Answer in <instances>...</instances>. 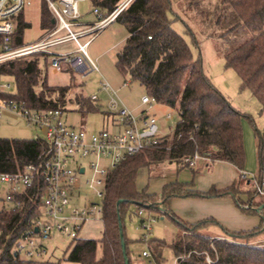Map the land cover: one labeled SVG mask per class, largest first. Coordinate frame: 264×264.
Segmentation results:
<instances>
[{"label": "trees", "instance_id": "obj_1", "mask_svg": "<svg viewBox=\"0 0 264 264\" xmlns=\"http://www.w3.org/2000/svg\"><path fill=\"white\" fill-rule=\"evenodd\" d=\"M93 1L106 16L122 0ZM182 1L194 11L191 18L202 31L212 28V35L223 39L225 68L237 73L240 90L251 91L264 109V0ZM169 11L175 12L172 0H132L127 5L114 20L124 24L128 31L124 45L117 53L116 65L131 81L140 82L157 102L177 107L179 121L172 135L163 136L160 143L146 147L109 171L103 196L102 237L72 241L66 259L81 264H127V260L133 264L130 239L123 223L127 258L124 256L119 222H123L129 204L134 202L144 209L172 216L180 226V232L170 243L179 264H264V246L253 244V239L264 231V207L257 209L264 204V199L255 200L259 186L263 185L262 172L255 176L259 180L257 189H249L251 196L246 202L239 196L243 192L241 187L248 181L251 184L252 179L243 178L241 174L232 185L223 189L213 186L207 191L195 189L194 181L166 183L161 195L148 193L146 188L139 190L136 186L140 169H156L165 161H176L179 170L187 167L196 175L202 166H198V162L191 165L187 160L195 154H199L200 159L210 158L211 162L228 161L240 172L246 167L243 114L212 82L203 68L202 59L195 57L191 43L173 27L175 17H171ZM41 17L43 27H52L53 17L44 0ZM186 25L187 31L192 32L190 25ZM30 27L31 23L22 12L16 43L24 41V32ZM47 68L48 55L44 52L0 62V74L10 75L15 80L14 91L3 90L0 97L24 100L33 109L63 110L68 100H75L82 109H97L89 97H70L71 85H50ZM46 145L40 137H0V172L23 170L26 164L37 161ZM192 195L231 196L245 213L260 215L261 222L251 230H231L224 226L225 237L210 236L202 231L220 221L206 217L189 222L170 208L172 198ZM119 199L125 201L118 206ZM39 213L38 205L29 200L22 209L0 210L4 228L0 264H37L36 260L21 258L15 249L21 236L35 225ZM142 220L144 223L145 219ZM166 244L161 238L149 240L152 259L157 264H166L162 256ZM99 246L102 247L101 256L97 255ZM187 254V258H181ZM207 257L212 260L210 263Z\"/></svg>", "mask_w": 264, "mask_h": 264}, {"label": "rangeland", "instance_id": "obj_2", "mask_svg": "<svg viewBox=\"0 0 264 264\" xmlns=\"http://www.w3.org/2000/svg\"><path fill=\"white\" fill-rule=\"evenodd\" d=\"M172 1L173 10H175V12L169 11V15L175 17L172 23L173 27L191 43L195 57H200L202 59L203 68L212 82L226 95L230 103L243 114L244 144L247 157L244 170L248 172V178L252 179L251 184L245 183V185L249 189H257L256 182L254 181L256 179L255 176L262 172L263 185L259 186V194L255 199L259 202L261 199H264V161H262L264 159V109L251 91L240 90V79L237 73L230 68H225V55L222 53V47H224L223 39L212 35V28L202 31L200 25L194 23V20L191 18L194 11L189 10L184 1ZM213 2L216 3L217 0H213ZM42 4L43 0H31V3L27 5L24 10L25 19L31 23V27L27 28L24 32V43L38 41L51 28V26L43 27L42 25ZM94 7L95 4L93 0H80L79 2V11L81 13L80 21L85 26H87L88 23H93L98 20V16L94 13ZM186 24L190 25L192 32L187 31ZM127 34L128 31L126 27L119 21L111 22L107 27L95 34L94 38L87 46V52L98 65V69L82 74L76 70L53 69L48 66L47 81L50 85H71L70 97H75L77 95L90 97L93 94H97L98 96V99L94 101L97 105V109L90 110L82 109L75 100H68L63 107V116L69 125L76 128L83 127L89 132L99 131L103 128H108L114 132L120 130V126L113 125L111 122L112 115L108 109V102L111 99V94L110 91L102 87V82L109 83L111 88L117 92L118 98L127 108L135 112V114H141L144 109H148L147 105L142 103V96L147 94L145 87L140 84V82L131 81L128 76H124L116 65L117 53L124 45ZM91 36L92 34L84 35L79 38V42L85 43ZM76 46L77 43L75 41H69L56 46V51H73ZM8 83L11 85V88L6 91H14V78L10 75L0 74V90H2L4 84ZM150 113L157 119L160 134L162 136L172 135L179 121L178 108L154 100L153 106L150 108ZM168 113L172 114V118L166 120L165 116ZM45 136V128L36 125H28L27 121L20 115L11 113L9 110H4L3 116L0 118V137L44 138ZM209 161L210 160H208V162ZM223 162V160L215 161V173H221L227 176L226 170L221 168ZM84 163L88 166L87 161ZM203 163V158L198 160L199 165ZM249 164H252V166H248ZM247 167L254 169V171L251 172V170H247ZM206 168V166L202 167L193 177V172L190 168L186 167L178 171V163L176 161H165L156 169H149L148 167L140 169L136 177V186L138 189L147 188L148 192H152L156 195H161L163 184L171 180L186 181L184 179L190 177L192 178L190 181H194L197 186H200L207 183L212 177ZM240 174L241 172H239V175ZM91 177L92 171L88 168L87 172L82 176V179L86 181ZM244 187L245 186L241 188L243 189ZM98 189H101L98 185L90 186L89 184L83 183L81 187L74 192L72 203L68 206L66 211L70 212L73 207L83 208L90 205L92 202L97 203L99 206H103L104 199L97 194ZM248 195L250 200L251 195ZM225 197H205L200 195L174 197L170 201V208L178 216L192 222L197 221V213L204 210L223 217L227 221L226 223L235 227L233 229H250L259 224L260 215L245 213L236 202L235 207L228 208L227 205L223 206L211 203L218 201L210 200ZM204 198L207 199L204 200ZM199 199L206 203L201 204ZM221 203H225V201H221ZM140 208L142 207L132 202L129 204L127 213L123 216L125 232L130 239L129 248L132 263L157 264L152 259L149 240L151 238H161L167 243L162 252L165 263L179 264L170 243L178 232H180V226H178L172 216L167 214L162 215L156 210L145 208L143 215L140 216L138 214ZM141 219H145L144 223L141 222ZM215 219L219 221L218 218ZM95 223L98 224L95 230L99 233V229L102 228L101 217L91 219L84 227H89L91 224ZM223 224L222 221L218 224H210L208 228L203 231L207 230L213 237H216L217 232L224 236L226 233ZM146 226H149V228ZM260 234L261 236H256V239H253V244L264 246V231ZM72 241L74 242L70 236L64 233H53L50 238L44 241L47 247V254L44 258L51 256L63 258L65 251L69 246H72ZM144 249L149 251L150 257H146L142 254ZM188 256L189 254L183 255L184 258ZM21 258H26V256L22 254ZM29 259L39 260L37 257H30ZM151 261L153 262L151 263ZM210 262L211 261H208V263Z\"/></svg>", "mask_w": 264, "mask_h": 264}, {"label": "built area", "instance_id": "obj_3", "mask_svg": "<svg viewBox=\"0 0 264 264\" xmlns=\"http://www.w3.org/2000/svg\"><path fill=\"white\" fill-rule=\"evenodd\" d=\"M44 1L53 17L52 27L38 41L16 43L19 15L31 0H0V62L44 52L48 55V66L53 69L76 70L82 74L98 69L87 52V46L95 34L116 20L132 0H122L106 16L98 7H94L98 20L87 26L80 21V0ZM90 34L92 36L85 43L79 42L80 37ZM69 41L77 43L75 50L56 51V46ZM101 85L110 91L108 109L112 124L120 126L118 132L108 128L89 132L83 127L69 125L61 108L33 109L24 100L0 97V118L4 110H9L23 117L28 125L46 130V136L42 139L47 145L37 161L26 164L23 170L0 172V210L22 209L26 200L38 205L40 210L33 228L24 233L16 245L15 252L20 256L24 254L29 259L45 254L47 248L44 241L55 232L64 233L73 240L80 238L84 225L102 216L103 206L92 202L83 208L73 207L68 212L66 210L72 203L74 192L83 183L98 185L101 189L97 190V194L103 197L110 170L128 157L163 140L157 119L150 113L155 100L153 97L148 94L142 96V103L148 109L137 115L125 106L109 83L102 82ZM9 88V83L4 84L0 92ZM89 98L96 101L98 96L93 94ZM165 118L171 119L172 114L168 113ZM200 157L195 154L187 160L191 165H196ZM88 168L92 171V177L83 181L82 176ZM241 177H249L248 172L241 171ZM143 213L144 208H140L138 214L141 216ZM2 224L0 222V241L4 234ZM143 255L150 256V253L144 250ZM176 259L179 262V258ZM207 259L212 261L210 257Z\"/></svg>", "mask_w": 264, "mask_h": 264}, {"label": "crops", "instance_id": "obj_4", "mask_svg": "<svg viewBox=\"0 0 264 264\" xmlns=\"http://www.w3.org/2000/svg\"><path fill=\"white\" fill-rule=\"evenodd\" d=\"M203 160H204V163L202 164V165H198V166H202V167H207L206 169H207V171L212 175V177H211V179L210 180H208L207 181V183H204L203 185H198L197 186V184L194 182V188L195 189H197V190H201V191H207V190H209L211 187H216V188H218V189H223V188H226V187H228V186H230V185H232L234 182H236L237 181V179H238V177H239V170L233 165V164H231L230 162H228V161H224L223 162V165L221 166V168L223 169V170H226V172H227V176H224L223 174H221V173H219V174H216L215 173V168H216V165L214 166V164H215V161L214 162H211V160H210V158H203ZM208 160H210L209 162H208ZM221 161V160H220ZM226 163V164H225ZM234 166V167H233ZM248 166H252V164H249ZM248 168V167H247ZM247 170H251V172H253L254 171V169H252V168H248ZM178 171H179V168H178ZM195 175H193V177H194ZM187 179H184V180H186V181H184V182H190V180L192 179V178H190V177H186ZM171 181H175V180H171ZM171 181H168V182H166V183H169V182H171ZM256 183H258L259 181H257L256 179L254 180ZM166 183H164L163 184V186L166 184ZM247 183H249V181L247 182ZM163 186H162V188H163ZM143 189H145V188H143ZM143 189H139V190H143ZM147 189V188H146ZM248 191H249V188L245 185V187L243 188V192L239 195L240 196V198H241V200L243 201V202H246V201H248L249 200V193H248ZM148 192V191H147ZM148 193H152V192H148ZM201 196V195H200ZM206 197V196H205ZM205 199H207V198H204V200ZM210 199V198H209ZM200 201H201V204H204V203H206L205 201H203V200H201V199H199ZM211 201H218V202H211V203H215V204H218V205H223V206H225V205H227V207L228 208H231V207H235V199L232 197L231 198V196H229V197H225V198H217V199H215V200H213V199H210ZM203 201V202H202ZM221 201H225V203H221ZM212 214V215H211ZM214 217V218H218L219 219V221L221 222H223L224 224V226L225 227H227V228H229V229H231V230H237V229H233V228H235L234 226H232L231 224L229 225L228 223H226L227 221L223 218V217H221V216H218V215H215V214H213V213H210V212H207V211H204V210H202V211H200L199 213H197V221L198 220H201V219H203V218H206V217ZM91 221V220H90ZM89 221V222H90ZM186 221H188V220H186ZM189 222H192V221H189ZM194 222H196V221H194ZM260 222H261V218H260ZM260 222H259V224H260ZM88 223V222H87ZM226 224V225H225ZM258 224V225H259ZM98 224H91V226H89V227H83V229H82V231H81V233H80V238H96V239H100L101 237H102V234H103V228H101V229H99V233H97V231L95 230V229H97V226ZM258 225H256V226H254L253 228H255V227H257ZM253 228H250V229H242V230H251V229H253ZM95 230V231H94ZM95 232V233H94ZM203 233H205V234H208V235H210L209 233H208V231L206 230V231H202ZM83 234H84V236H83ZM217 235H216V237H220V238H222V237H225V235L223 236L222 234H220V233H216ZM222 235V236H221ZM211 236V235H210ZM215 236V235H214ZM258 236H261V234H259ZM71 244H72V242H71ZM45 245V244H44ZM47 248V247H46ZM69 248H70V246L68 247V249L65 251V253H64V256H63V258H59V257H46V258H44V256L47 254V252L45 253V254H42L40 257H38L39 258V260H37V264H81V263H79V262H75V261H69V260H67L66 259V257H67V252H68V250H69ZM144 250H147V249H144ZM143 250V251H144ZM101 254H102V247L101 246H99L98 247V250H97V255L98 256H101ZM143 254V253H142ZM54 256V255H53ZM146 257H150V256H146Z\"/></svg>", "mask_w": 264, "mask_h": 264}, {"label": "water", "instance_id": "obj_5", "mask_svg": "<svg viewBox=\"0 0 264 264\" xmlns=\"http://www.w3.org/2000/svg\"><path fill=\"white\" fill-rule=\"evenodd\" d=\"M54 21V20H53ZM125 199H119V201L117 202V205L119 206L120 203L124 202ZM264 207V204L261 205V207L257 208L258 210H261L262 208ZM141 222H143V220L141 219ZM119 226H120V229H121V240H122V247H123V253H124V256L125 258H127V247H126V242L124 240V234H123V231H122V227H123V222L122 220H120L119 222ZM127 264H129V261L127 260Z\"/></svg>", "mask_w": 264, "mask_h": 264}]
</instances>
